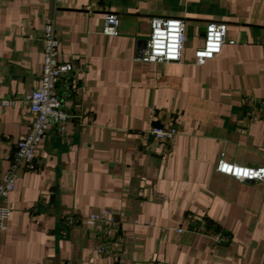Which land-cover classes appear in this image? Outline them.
<instances>
[{"label": "crops", "instance_id": "crops-1", "mask_svg": "<svg viewBox=\"0 0 264 264\" xmlns=\"http://www.w3.org/2000/svg\"><path fill=\"white\" fill-rule=\"evenodd\" d=\"M108 12L117 35L103 32ZM49 16L73 65L61 91L75 117L68 137L48 130L35 171H20L0 264H264V181L216 170L221 155L264 165V109L254 119L244 104L264 108V0H0V97L18 98L0 106V183L31 126L23 98L41 82ZM154 16L184 19L180 61L139 59ZM210 21L226 22L227 38L197 64ZM170 121L179 134L167 145L150 130ZM107 208L122 222L117 259L97 252L91 226L65 221ZM192 217L229 242L193 231Z\"/></svg>", "mask_w": 264, "mask_h": 264}, {"label": "built area", "instance_id": "built-area-1", "mask_svg": "<svg viewBox=\"0 0 264 264\" xmlns=\"http://www.w3.org/2000/svg\"><path fill=\"white\" fill-rule=\"evenodd\" d=\"M59 0H54L57 3ZM151 36L147 46L140 52L139 59L153 62H174L182 59L186 41V23L184 19L169 16H154L151 19ZM120 17L108 12L105 14L103 32L107 35L119 33ZM227 23L224 21H210L205 26L204 44L195 51V62L204 64L208 59L221 53L227 38ZM43 71L40 85L27 94L23 101L29 106L32 122L28 133L19 139L11 152L9 166L0 183V229L7 228V221L12 209L8 205V197L15 188L20 171H35L39 167L36 159V149L44 139L48 130L54 128L60 137L71 134V120L75 114L71 112L66 102L61 86L71 79L73 65L69 61L60 59L59 40L56 35L55 17L49 16L45 21L42 35ZM17 97H0V106L15 105ZM263 103V102H262ZM244 104L251 107L250 116L260 117L264 109L252 97L246 96ZM155 113V112H154ZM156 114V113H155ZM150 134L169 144L178 134V126L170 121L153 126ZM218 172L230 175L242 181H264V165L250 166L228 161L223 155L216 163ZM142 195V189L139 190ZM159 196V194H157ZM193 231L215 233L219 241L229 242L230 236L222 232H214L213 227L205 219L192 217ZM65 221L69 226L87 224L96 232L95 248L101 256L119 258L124 250V236L121 219L111 209L89 215H67ZM139 221H136L138 223ZM145 224H152L145 222Z\"/></svg>", "mask_w": 264, "mask_h": 264}, {"label": "trees", "instance_id": "trees-1", "mask_svg": "<svg viewBox=\"0 0 264 264\" xmlns=\"http://www.w3.org/2000/svg\"><path fill=\"white\" fill-rule=\"evenodd\" d=\"M207 222L209 223V225H211V227H213L214 232H222L228 234L226 231H223L220 226L214 224L212 221L209 220Z\"/></svg>", "mask_w": 264, "mask_h": 264}]
</instances>
